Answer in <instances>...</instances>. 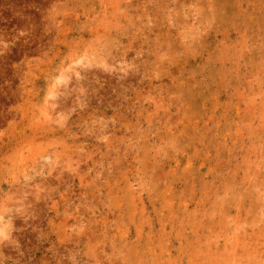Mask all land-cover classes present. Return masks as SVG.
<instances>
[{
    "label": "rangeland",
    "instance_id": "obj_1",
    "mask_svg": "<svg viewBox=\"0 0 264 264\" xmlns=\"http://www.w3.org/2000/svg\"><path fill=\"white\" fill-rule=\"evenodd\" d=\"M0 264H264V0H0Z\"/></svg>",
    "mask_w": 264,
    "mask_h": 264
}]
</instances>
